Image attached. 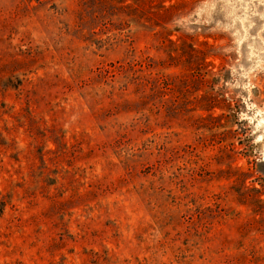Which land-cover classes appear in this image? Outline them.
Wrapping results in <instances>:
<instances>
[{
    "label": "rangeland",
    "instance_id": "1",
    "mask_svg": "<svg viewBox=\"0 0 264 264\" xmlns=\"http://www.w3.org/2000/svg\"><path fill=\"white\" fill-rule=\"evenodd\" d=\"M0 264H264V0H0Z\"/></svg>",
    "mask_w": 264,
    "mask_h": 264
},
{
    "label": "trees",
    "instance_id": "2",
    "mask_svg": "<svg viewBox=\"0 0 264 264\" xmlns=\"http://www.w3.org/2000/svg\"><path fill=\"white\" fill-rule=\"evenodd\" d=\"M163 35H162L163 42L164 43L165 42H168L170 45L173 46L172 51H171L172 53H170L171 56L172 57H176L173 52H175V50L177 48V46H176L177 45V43H176L177 41L173 40L170 37V34H168L166 32H165V34L163 33ZM183 43H184V45H188L189 44V43L187 44V40L186 39L183 40ZM193 45H194L193 43L189 44V47H190L189 57H194V55L196 56L197 54L200 53V50L195 51V48H194ZM199 65H201V63ZM202 65H204V67H205L206 66V61L205 62H202ZM149 66L150 67H148V68H151V70H153L154 68H156V66H154L152 64L149 65ZM117 69L118 68L116 66V67H114L113 71H111V70H108L107 71L106 70V72H108V74H109L111 72H115ZM130 69L132 70L133 67H130ZM150 73H153V72L151 71ZM161 78H162L161 76L154 77V79L152 80L153 83H151V85L153 86V89L154 88L155 89H157V88L160 89V87H162V89L165 90L164 92L170 91V92L173 93V91L175 90V85L172 82L171 83L170 82H167L168 78H166L167 79L166 81H165V78H163V81H161ZM200 80L203 81L205 79H202V77H200ZM163 82H164V84L162 86L161 84ZM148 83H150V82H148ZM173 96L174 95H172V97ZM172 99L175 102V99L174 98H172ZM132 105H133V103H132ZM196 105H198L200 109H207L208 110V109H214V108H217V107L223 108L224 107V102L222 100V97H220V94H217V95L205 94V95L197 98V104ZM134 109H136V107ZM254 189H256V188H254Z\"/></svg>",
    "mask_w": 264,
    "mask_h": 264
}]
</instances>
